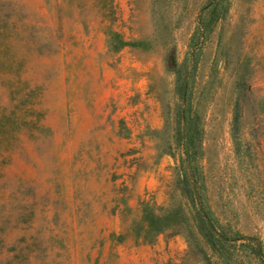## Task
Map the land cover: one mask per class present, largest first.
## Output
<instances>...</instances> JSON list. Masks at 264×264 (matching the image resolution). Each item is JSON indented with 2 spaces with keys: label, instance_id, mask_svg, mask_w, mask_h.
Masks as SVG:
<instances>
[{
  "label": "rangeland",
  "instance_id": "1",
  "mask_svg": "<svg viewBox=\"0 0 264 264\" xmlns=\"http://www.w3.org/2000/svg\"><path fill=\"white\" fill-rule=\"evenodd\" d=\"M186 106L226 253L264 264V0H0V264H224L144 237L191 208Z\"/></svg>",
  "mask_w": 264,
  "mask_h": 264
},
{
  "label": "trees",
  "instance_id": "2",
  "mask_svg": "<svg viewBox=\"0 0 264 264\" xmlns=\"http://www.w3.org/2000/svg\"><path fill=\"white\" fill-rule=\"evenodd\" d=\"M176 77L179 79V74ZM176 90L179 93L181 91V84L179 82L176 83ZM185 108L180 113L183 123L181 138L182 144H184L183 159L190 170V176L188 181H185V176L182 174L181 180H184L185 184L190 185L186 193L191 202V208L186 211L181 206H175L159 214H155L150 209L144 210L146 221L144 237L148 235L154 236L165 230L180 228L188 237H192L194 234L198 235L224 264H232L224 248V243L228 239L227 237H229L228 232L224 225L218 222L217 218L198 194L199 191L197 189L200 187L201 182L196 163L198 144H195V141L199 138V129L197 128L196 115L189 116L187 113L188 106ZM247 239L252 238L247 237ZM254 253L258 258L264 260V254L261 250L256 249Z\"/></svg>",
  "mask_w": 264,
  "mask_h": 264
}]
</instances>
